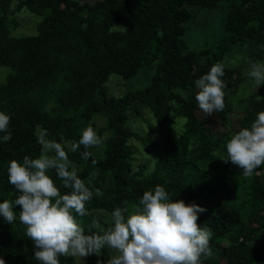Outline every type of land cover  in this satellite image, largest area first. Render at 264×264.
<instances>
[{
  "label": "trees",
  "instance_id": "16d2710c",
  "mask_svg": "<svg viewBox=\"0 0 264 264\" xmlns=\"http://www.w3.org/2000/svg\"><path fill=\"white\" fill-rule=\"evenodd\" d=\"M14 1L0 0V74L4 76L0 111L10 116L12 133L10 141L0 139V203L19 195L8 182L10 162L39 156L37 130L46 129L48 138L57 142H78L80 130L101 115L106 131L101 155L89 149L92 156L84 160L83 146L67 153L86 185L91 182L103 193H94L86 203L88 215L78 217L86 234L93 210L107 215L101 213L105 220L98 221L106 228L115 208L131 211L145 191L161 185L173 201L207 209L197 222L213 232L212 256H202V264H264V165L244 176L236 165L223 162L230 137L250 127L264 111V91H253L240 101L233 134L217 136L197 114L194 83L217 62L225 64L235 47H240L237 51L250 66L264 62V0H17L20 10L41 18L36 35L19 38L9 31ZM193 8L225 11L218 40L199 52L189 50L184 41ZM154 61L155 74L147 87L121 97L108 94L105 84L111 75L127 80ZM221 79L227 85L224 92H234L248 80L241 77L239 67L226 64ZM228 105L225 97L224 110L215 112L221 120L227 117ZM130 114L141 119L150 116L156 128L152 141L128 125ZM132 139L155 153L151 173L156 183L144 175V166L134 170ZM227 171L247 185L241 203L229 198L225 182L218 188L207 183L213 174L223 181ZM48 175L62 194L69 191L55 171ZM13 210L17 217L13 224L0 215V257L5 264H40L26 226L19 221V206ZM112 254L104 249L99 257H85V262L97 264ZM59 260L75 264L71 256Z\"/></svg>",
  "mask_w": 264,
  "mask_h": 264
},
{
  "label": "clouds",
  "instance_id": "9594fccd",
  "mask_svg": "<svg viewBox=\"0 0 264 264\" xmlns=\"http://www.w3.org/2000/svg\"><path fill=\"white\" fill-rule=\"evenodd\" d=\"M224 74L225 64L217 62L194 82L198 90L195 100L205 116L225 108L223 89L227 85L221 79ZM248 75L257 88L264 84V62L252 63ZM9 124L10 116L0 111V133H4L0 139L4 142L12 138ZM36 135L41 145L39 156H24L22 162L12 160L9 164L8 182L19 195L0 203V215L13 224L17 219L13 209L19 206V221L26 226L34 257L40 264H60V256L82 260L92 254L99 257L104 249L113 254L106 261L97 260V264H202V256H212L209 242L213 232L197 222L207 209L194 202L173 201L161 185L145 191L131 211L128 207L115 208L106 228L92 220L86 234L78 217L88 215L86 203L94 193H103L93 188L91 182L86 185L67 153L77 152L83 146L82 159L89 160V149L99 147L102 138L92 126L82 130L78 142L63 141V137V143L49 139L46 129ZM226 152L223 161L236 165L244 176H251L264 165V111L257 114L250 127L240 128L230 137ZM49 171H55L63 188L69 191L62 194ZM0 264H5L2 257Z\"/></svg>",
  "mask_w": 264,
  "mask_h": 264
},
{
  "label": "rangeland",
  "instance_id": "374dc122",
  "mask_svg": "<svg viewBox=\"0 0 264 264\" xmlns=\"http://www.w3.org/2000/svg\"><path fill=\"white\" fill-rule=\"evenodd\" d=\"M80 1L90 3L92 0ZM19 4L20 2L15 0L11 8L14 11V13L10 15V18L12 19V22H10L9 24L11 37L19 38L36 35L37 25L41 21V18L25 8L20 10L18 8ZM226 4L229 5L230 1H226ZM192 11L194 12V17L185 25L186 32L184 34V41L186 42L189 50L199 52L203 49L212 47L218 40L222 32L225 11L223 9H216L211 11L203 9L197 10L196 8H193ZM239 49L240 47H235L233 48L232 52L227 54L225 58V64L230 68L239 67L241 77L248 78V80L244 79L234 92H225V97L227 98L229 103L226 119L221 120L215 112L211 115L205 116L200 109H198L197 111L198 116L201 119L207 120V125L217 136H221L225 132H230V134H233L232 132L234 131V129H236L237 120L240 117V114H238L237 112V109L241 108L239 107L240 101L246 98L253 91H264V84L260 85L257 88L253 79L249 77L248 73L251 70V66L246 57L239 51H237ZM156 63L157 61H154L150 66L140 68L139 72L135 76L127 80H123L116 75H111L105 84L108 94L115 97H121L125 93L144 89L145 87H147L152 76L155 74ZM3 82L4 76L0 74V83ZM129 118L130 119L128 120V125H130L134 129V131H137L140 136L147 141L153 140L156 134V128L154 127L153 121L150 116L146 115L141 119V117H134L130 114ZM91 123L93 124L83 127L80 130V134L82 133L83 129L88 126H92L103 140V143L99 147L92 148V151L96 155H101L104 148V135L106 132L105 130H103L105 118L101 115H98L93 118ZM39 130H37V132ZM130 143L133 144V148L135 151L133 165L134 170L137 171L139 167L144 166V175L149 178L150 183H156V179L152 177L151 173L154 164L153 162L155 159V153L150 147H143L142 143H140L139 141L132 139ZM229 163L233 165L231 162ZM213 175L211 177L212 179L207 181L210 187L218 188L220 186V182H225L228 190H230L229 198H232V200L236 201L237 203H241L242 197L245 196L244 194L248 190L246 183L241 182V178H238V175L234 174L231 171H227L223 174V181H221L220 178H217L215 175L214 176L216 178H213ZM248 208L249 207L247 206V209ZM93 213V220H96L97 222H102V220H105V218H102L101 213H103L104 217L107 216L106 214H104V212L99 210H93ZM71 258H73L75 264H86L85 258H83L84 261L79 257Z\"/></svg>",
  "mask_w": 264,
  "mask_h": 264
}]
</instances>
